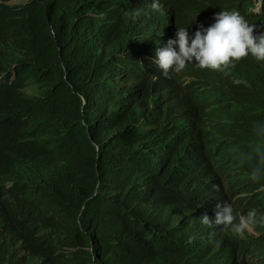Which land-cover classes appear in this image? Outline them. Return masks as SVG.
Returning a JSON list of instances; mask_svg holds the SVG:
<instances>
[{"label": "clouds", "instance_id": "obj_1", "mask_svg": "<svg viewBox=\"0 0 264 264\" xmlns=\"http://www.w3.org/2000/svg\"><path fill=\"white\" fill-rule=\"evenodd\" d=\"M47 1L25 0V3L42 7ZM158 1L169 4L164 11H170L168 18L152 11L151 0H72L66 3L56 0L53 7L48 4L45 9L51 14V8L58 5L57 13L73 23L76 22L77 10L81 9L86 20H95L91 22L89 41L84 31L76 41L65 44L72 53L75 68L64 75L62 92L73 105L80 103V113L86 117L91 112L88 111L85 94L90 91L98 100L100 91L110 86L100 97L101 111L95 126L101 137L104 130L107 136L105 143L114 150L110 160L126 159L140 153V161L136 164H151L140 174L129 176L127 186L139 202L141 188L146 190L148 185L142 186L138 180L150 181L149 185L156 188L152 199L157 204L150 210L165 215L163 218L153 217L141 210L140 214L131 218L134 247L129 251L146 253L143 260H120V264H176V261H179L177 264H220L225 249L231 258H240L238 264H264V250L257 248L250 252L248 248L249 244H253V248L257 245L264 247V194L252 201L248 199L249 195L239 194L236 190L238 182L258 184L261 192L264 190V7H261L264 0ZM11 3L18 5L19 0H12ZM210 5L219 9L224 6L225 9L214 13V22L205 26L202 13ZM105 6H111L116 21L110 19L108 30L113 45L104 53L97 31L98 28H106V21L109 20L110 11L105 10ZM152 6L156 7L155 2ZM146 13L148 19L143 26L160 23L157 30L155 27L149 32L143 26L133 29L128 24L130 14ZM211 15L209 13L207 17ZM165 28V35H161ZM72 29L64 35L66 41L72 38ZM138 29H141L145 40H138ZM159 35L167 41L164 46L155 49L152 38ZM142 44L144 48H141ZM62 52L65 55L64 50ZM133 54L137 58L130 60ZM122 55L123 61L116 68ZM76 72L73 80L67 79ZM162 76L167 78L175 98L190 116V133L189 128L181 132V127L170 125L174 115H179L183 121L181 117L184 114H169L166 100L158 95ZM106 81L110 82L109 86ZM196 82H199V88H202V82L213 85L206 97L209 112L203 113L202 95L194 98L191 94V86ZM113 87L115 94L110 98ZM136 88L143 93V104L137 101L139 91ZM112 105L114 108L119 105L120 115L114 114ZM140 106L145 109V116ZM86 118L89 129L91 115ZM89 134L93 137L90 130ZM189 135L193 137V148L198 154L192 157V161L188 150ZM125 139L126 142L133 140L132 144L128 148H118ZM205 143L221 144L229 174L221 169L218 151L213 148V154ZM93 144L99 150L98 144ZM154 149L164 151L163 159H154L157 157ZM200 157L203 162L209 160L205 178H213L210 186L209 180L205 182L210 188L208 200L203 194V187L196 185L202 179L201 173L195 170ZM184 163L187 168L180 171L179 167ZM130 164L125 163V176L138 170ZM190 174H199L201 178H191L186 187L181 186L179 178L186 180ZM147 195H152V192ZM188 208L193 210L200 227L210 229L208 236L199 229L192 231L194 226L190 225L186 215ZM199 209H202L200 214ZM172 210L177 212V218L167 214ZM140 220L141 225L135 227ZM174 223H177V228H183H173ZM214 231L215 238L212 237ZM206 247H209L207 252Z\"/></svg>", "mask_w": 264, "mask_h": 264}, {"label": "trees", "instance_id": "obj_2", "mask_svg": "<svg viewBox=\"0 0 264 264\" xmlns=\"http://www.w3.org/2000/svg\"><path fill=\"white\" fill-rule=\"evenodd\" d=\"M11 1L0 0V264H120V260H143L146 251H129L134 247L131 218L140 214L141 210L153 217L163 218L165 213L150 210L157 207L152 199L156 188L149 185L150 181L138 180V184L148 187L146 190L141 188L142 195L137 202L127 186V180L151 164H136L140 161V153L126 159L110 160L114 150L105 143L107 136L104 130L101 137L95 129L101 111L100 97L109 90V81H106L109 87L100 91L98 100L90 91L84 96L91 112L86 115H91L89 129L87 118L80 113V103L73 105L62 92L64 75L75 68L72 53L65 44L81 36L76 31L79 24L85 26L89 41L92 23L86 20L81 9L77 10L75 23L57 13L58 5L51 8V14L47 13V5L53 7L56 0H49L42 7L33 3L11 5ZM70 1L61 0L62 3ZM214 7L210 5L203 15ZM111 18L116 21L112 11L106 28H98L97 31L104 53L113 45L108 30ZM141 19L147 21L148 13L130 14L128 24L133 29L140 28L139 24L145 23ZM71 28L73 36L66 41L64 35L71 32ZM166 31L165 28L163 32ZM136 34L141 36L138 40H145L140 29ZM134 58L137 57L133 54L130 60ZM110 73L111 70L107 76ZM75 76L77 72L67 79L71 81ZM160 82L164 90L159 92L171 112L174 103L184 109L171 91L167 78L162 76ZM29 88L35 92L28 94L26 90ZM212 88L204 92L203 113L209 112L206 97ZM114 94L113 87L110 98ZM112 106L114 114H121L119 105ZM181 118L186 120L184 116ZM179 121L182 122L180 117ZM189 121L190 116L186 120L188 125ZM89 130L96 139L90 136ZM189 130L191 132L192 127L190 129L189 126ZM190 136L188 143H193ZM126 140L118 148H128L133 142ZM94 142L99 150H96ZM205 145L212 146L210 150L220 148L217 158L223 170L227 161L221 153V144ZM192 149H188L191 161L192 157H196L191 156ZM155 150L153 152L160 160L164 151ZM211 152L215 154L214 150ZM125 163H131L130 166L138 170L125 176ZM203 182L204 178L196 184L200 186ZM6 185L9 187L6 188ZM102 185L105 193H102ZM209 186L205 185L202 189L207 193ZM149 192L152 195L148 196ZM172 211L167 214L177 218V212ZM192 211L189 208L186 211L190 225L194 226L192 231L199 229L203 234L207 230L208 236L210 229L200 227ZM141 222L138 221L135 227ZM173 228H177V223L173 224ZM182 228L180 226L177 230ZM212 229L215 230L214 227ZM213 233L215 238V231ZM248 248L251 252L260 247L253 248V244H249ZM208 249L206 247V252ZM239 259L231 258L225 249L220 264H238Z\"/></svg>", "mask_w": 264, "mask_h": 264}, {"label": "bare ground", "instance_id": "obj_3", "mask_svg": "<svg viewBox=\"0 0 264 264\" xmlns=\"http://www.w3.org/2000/svg\"><path fill=\"white\" fill-rule=\"evenodd\" d=\"M155 2V4H156V7H153L152 5H153V3ZM253 2H257V0H255V1H253ZM176 4V3H175ZM167 6H169V4H161L158 0H151V8L153 9L152 11L153 12H156V13H158L161 17H163V18H168L169 17V15H170V11H167V12H164L165 11V9L167 8ZM251 6V5H250ZM258 6H256V8H257ZM261 7H264V5H262ZM222 10H224L225 9V7L223 6V8H221ZM221 9H219L217 6L216 7H214L213 9H212V11L211 12H209V13H212V15L210 16V17H207V15L209 14H206V15H203L204 13H202V23H203V25H205V26H208V25H210L212 22H214V19L210 22V23H204V22H207L206 20H210V19H212L213 17H214V13H217V12H219ZM257 9H255L254 11H253V13H252V15H254V13H255V11H256ZM207 11V10H206ZM206 11H205V13H206ZM163 15H162V14ZM153 20H155V19H153ZM141 21L142 22H146V20H144V19H141ZM163 23V22H162ZM141 27L143 26V25H141V24H139ZM159 25H160V23H157V26H155V25H153V26H147V27H145V28H148L147 30L149 31V32H151L152 30H153V28H155V30H157L158 28H159ZM141 30V29H140ZM171 31H173V29L171 30ZM165 33L166 32H163V34H161V35H165ZM161 35H159V36H153V38H152V45H153V47L156 49V47L157 46H164V42H166L167 40L166 39H163L162 37H161ZM137 37L139 38V37H141L140 35H137ZM170 37H173V36H170ZM141 48H144V45L142 44V47ZM124 55V54H123ZM123 55L118 59V61H117V66H116V68L118 67V63L119 62H121L122 61V57H123ZM17 62V61H16ZM7 70V69H6ZM5 70V71H6ZM1 74V73H0ZM13 74V73H12ZM202 75H203V73H202ZM11 76V75H10ZM9 76V77H10ZM8 79V78H7ZM206 84H209V86H207ZM200 84H199V82H196V83H194L191 87H192V90H191V94H192V96L194 97V98H198V97H200L201 95H202V99H203V96H204V92H205V90L207 89V88H210L211 86H213L212 84H210L209 82H202V88H199L198 86H199ZM162 86V83L160 82V87H159V90H164V88H162L161 87ZM2 87V86H1ZM162 88V89H161ZM138 91H139V93H137L138 94V96H137V101L139 102V104H143V101H144V99H143V93L140 91V88H136ZM157 93H158V91H157ZM158 95L160 96V97H163L162 96V93L161 92H159L158 93ZM40 100V99H39ZM167 103V102H166ZM167 105H168V103H167ZM141 107V110H142V113H143V115L145 116L146 115V111H145V109H143L142 108V106H140ZM119 107H117V111L119 112ZM168 112H169V114H172V113H174L173 111L175 110V112H183V114L184 115H182V116H184L185 118H186V120H189V115L187 114V113H185V112H187V111H185V109H182V107H180V105H176V103H174V107H173V111L171 112V110H170V108H169V105H168ZM43 110V109H42ZM155 110H156V112H158L159 111V108L157 107V104L155 105ZM208 112V111H207ZM206 113V112H205ZM176 118L174 119V120H176L177 122H179V123H181V124H183V126H185V125H187V122H186V120H184V121H182V122H180L179 121V116L178 115H174ZM189 123H190V129H191V127H192V121H189ZM145 126H146V123H145ZM144 126V127H145ZM143 127V128H144ZM42 129V128H41ZM148 128H146V130H147ZM48 130V129H47ZM49 131V130H48ZM41 132V131H40ZM189 133H190V130L188 131ZM189 137H191L190 135H189ZM188 137V138H189ZM55 140V139H54ZM126 144V143H125ZM206 144V143H205ZM209 145V144H208ZM124 146V145H123ZM205 147H206V145H205ZM210 147H212V146H210ZM190 148H193V143H188V149H190ZM220 149V148H219ZM218 149V150H219ZM155 150V149H154ZM212 150H214V149H212ZM211 150V151H212ZM217 150V151H218ZM156 151V150H155ZM160 151V150H159ZM158 150L156 151V152H159ZM161 151H163V150H161ZM222 153V152H221ZM190 154V153H189ZM194 155H196L195 154V151H194V148L192 149V152H191V156H194ZM161 159H163V157H164V154L163 153H161ZM9 157V156H8ZM160 159V160H161ZM30 170V169H29ZM203 167H202V178H204V182L200 185L201 187H205V182L207 183V179L205 178V173L203 172ZM223 172L225 173V174H229V169H227V168H224L223 169ZM209 181H210V185H211V183L213 182V178H210L209 179ZM197 185V184H196ZM261 186L260 185H258V184H250V183H243V182H238V183H236V190H237V192L239 193V194H247V195H249L248 196V199H250V200H256V199H260L259 197H262V195L264 194V190L261 192ZM202 191H203V194H206V198H207V200H208V198L209 197H207V196H209V193L207 194L206 193V191H204L203 189H202ZM209 192V191H208ZM263 200V199H262ZM212 202H214L213 200H212ZM216 203H219V202H217L216 201ZM202 212V209H199V211H198V213L200 214ZM192 213H193V211H192ZM191 213V214H192ZM162 214V213H161ZM164 214V213H163ZM198 223L200 224V222L198 221ZM200 226H201V224H200ZM212 227H214V226H212ZM204 228V227H203ZM205 229V228H204ZM214 229H215V227H214ZM209 230V229H208ZM204 233L207 235V233H208V231L206 230H204ZM214 234V233H213ZM253 240H254V237L252 238ZM258 247H260L262 250H264V247H262V246H259V245H257ZM136 257V256H135Z\"/></svg>", "mask_w": 264, "mask_h": 264}, {"label": "water", "instance_id": "obj_4", "mask_svg": "<svg viewBox=\"0 0 264 264\" xmlns=\"http://www.w3.org/2000/svg\"><path fill=\"white\" fill-rule=\"evenodd\" d=\"M165 3H167V2H165ZM105 10H109V11H112L113 9L111 8V6H105ZM153 16V15H152ZM154 17V16H153ZM152 17V18H153ZM89 22H92L93 21V19L91 18L90 20H88ZM95 21V20H94ZM93 21V22H94ZM85 26L83 25V24H80V25H77V27H76V31L78 30V32H80V34H82L84 31H85ZM105 30H107V29H105ZM116 30H118V29H116ZM154 30V29H153ZM143 34V33H142ZM144 35V34H143ZM92 50H90V52H91ZM157 119V118H156ZM173 119H175V117H172L171 119H170V125L172 124V125H174V126H176V127H181L180 128V131L181 132H185L186 131V129L187 128H189V125H188V123H187V125H185V126H181V124L179 123V122H174V121H176V120H173ZM160 121V120H159ZM162 125L164 126L165 125V122H164V120L162 119ZM179 125V126H178ZM186 127V128H185ZM184 136V135H183ZM183 136H180V137H182L183 138ZM196 155H198L197 153H195ZM157 157H155L154 159H156ZM197 168L195 169V170H198L200 173H201V175H202V167H203V169H204V172L206 173V170H207V168L209 167V160H205L204 162L202 161V158L200 157L199 158V160L197 161ZM186 164L184 163V164H181L180 165V167H179V170L180 171H184V170H186ZM130 172L131 171H133V168L132 169H130L129 170ZM191 178H196V179H198L199 180V178H200V176H199V174H190V176H188L187 178H186V180H184L183 178H179V181H180V185L181 186H183V187H186L188 184H189V179H191ZM206 179L207 180H209L208 179V177H206ZM200 194H202V192L200 191L199 192Z\"/></svg>", "mask_w": 264, "mask_h": 264}, {"label": "rangeland", "instance_id": "obj_5", "mask_svg": "<svg viewBox=\"0 0 264 264\" xmlns=\"http://www.w3.org/2000/svg\"><path fill=\"white\" fill-rule=\"evenodd\" d=\"M23 4H25V0H19L18 5H23ZM11 5H13V4L11 3ZM26 92L28 94H33L35 92V90L33 88H29V89L26 90Z\"/></svg>", "mask_w": 264, "mask_h": 264}]
</instances>
